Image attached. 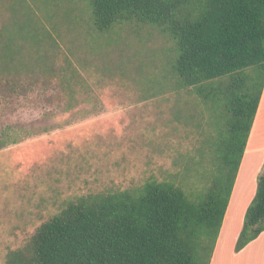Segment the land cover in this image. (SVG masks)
Instances as JSON below:
<instances>
[{
    "label": "trees",
    "instance_id": "1",
    "mask_svg": "<svg viewBox=\"0 0 264 264\" xmlns=\"http://www.w3.org/2000/svg\"><path fill=\"white\" fill-rule=\"evenodd\" d=\"M32 1L49 7L57 0ZM83 1L88 33L149 26L173 42L165 86L214 111L215 134L201 141L200 159L188 160L182 181L152 175L137 187L78 196L8 250L3 264H210L264 88V0ZM25 3L8 0L0 29V81L8 74L3 82L13 91L28 68L18 39L58 47ZM51 55L36 59L43 73L55 71ZM18 140L0 136V147ZM192 172L202 185L189 190L183 181ZM243 218L235 252L264 231V172Z\"/></svg>",
    "mask_w": 264,
    "mask_h": 264
},
{
    "label": "rangeland",
    "instance_id": "2",
    "mask_svg": "<svg viewBox=\"0 0 264 264\" xmlns=\"http://www.w3.org/2000/svg\"><path fill=\"white\" fill-rule=\"evenodd\" d=\"M25 4L58 47L18 39L28 65L18 76L21 88L9 89L8 74L1 76L0 136L19 140L0 147V264L78 196L137 187L152 175L181 180L188 160L200 159L201 141L215 134L208 123L214 111L165 86L163 66L174 44L156 29L126 25L99 37L88 33L83 0ZM7 6L0 0V29ZM44 54H52L54 72H42L36 59ZM263 172L264 158L250 179L257 183ZM183 183L189 190L202 185L193 172ZM246 188L235 214L240 224L256 184L252 194V182Z\"/></svg>",
    "mask_w": 264,
    "mask_h": 264
},
{
    "label": "crops",
    "instance_id": "3",
    "mask_svg": "<svg viewBox=\"0 0 264 264\" xmlns=\"http://www.w3.org/2000/svg\"><path fill=\"white\" fill-rule=\"evenodd\" d=\"M263 97L264 88L238 168L235 179L236 183L234 182L230 199L216 239L210 264H264V231H262L255 239L246 244L241 250L238 252L234 251V245L242 226L239 220H237V215H235L237 212L236 210L240 205V194H245L247 189L246 187L251 182V194L254 192V186L256 183L254 179L255 177L250 179L251 168L254 165L256 168L264 158V142L261 143V139L263 138L262 135L264 133V106L262 105ZM251 141L254 143V145L250 144ZM243 206L241 214L244 210Z\"/></svg>",
    "mask_w": 264,
    "mask_h": 264
}]
</instances>
